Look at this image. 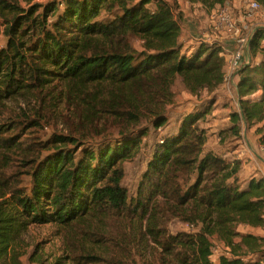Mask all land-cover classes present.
Returning a JSON list of instances; mask_svg holds the SVG:
<instances>
[{
    "label": "trees",
    "instance_id": "trees-1",
    "mask_svg": "<svg viewBox=\"0 0 264 264\" xmlns=\"http://www.w3.org/2000/svg\"><path fill=\"white\" fill-rule=\"evenodd\" d=\"M181 33L168 0H0V264H264V235L244 230L264 229V175L244 181L240 159L206 148L223 49ZM263 40L260 27L228 128L256 127L262 147ZM178 77L209 97L171 109ZM144 148L131 191L126 164ZM45 225L56 230L30 252ZM214 238L230 248L218 262Z\"/></svg>",
    "mask_w": 264,
    "mask_h": 264
},
{
    "label": "crops",
    "instance_id": "crops-1",
    "mask_svg": "<svg viewBox=\"0 0 264 264\" xmlns=\"http://www.w3.org/2000/svg\"><path fill=\"white\" fill-rule=\"evenodd\" d=\"M168 1L170 2L171 0ZM175 1L177 0H174V2ZM178 1L182 4L180 10L184 11V16L187 18L185 22L182 23V42H190L191 45L199 44L196 42L200 35L198 32L202 31L205 25L209 24L208 16H204L203 11L198 9V6L202 5V3L191 2L189 0ZM193 5L195 7H193ZM262 57L263 55H259L257 59L260 60ZM249 60L250 56L248 57L247 55L245 61L249 62ZM239 70L240 69H237L231 72L226 68L225 80L218 89V104L213 108L211 114H209L207 118L209 120L205 122L206 127L211 128L212 135L213 133L220 131L221 126L226 125L228 129L233 123L232 113L234 111L241 112L238 90ZM259 95L260 93H257L253 96ZM225 133L224 138H217V134H214L215 139L214 141L211 140V142H209V148L220 154L240 159V177L244 181L252 176L264 175V147L259 144L256 127L248 128L247 125L244 124L242 137L243 143L235 146V152L228 151L227 143L231 140L230 138L235 139L236 137L229 132V130ZM210 136L211 135L208 132V137L210 138ZM244 230H250L255 234L264 235V229L260 227L246 226ZM214 260L216 262L219 261V259Z\"/></svg>",
    "mask_w": 264,
    "mask_h": 264
},
{
    "label": "rangeland",
    "instance_id": "rangeland-1",
    "mask_svg": "<svg viewBox=\"0 0 264 264\" xmlns=\"http://www.w3.org/2000/svg\"><path fill=\"white\" fill-rule=\"evenodd\" d=\"M49 0H35V2H38L40 4H45ZM247 0H228L226 3L230 4L232 9L235 12V15L239 19L243 6L245 5V2ZM200 3V2H198ZM171 9L176 13L178 17H180V22L181 24L185 22L187 19L184 16V11L180 10V7H182V4L179 3V1L171 0L169 2ZM225 4V3H224ZM222 4V5H224ZM222 5H217L215 7L211 6H205L204 4L199 5L198 9L202 10L204 13V16H208L209 24L208 27L205 25L204 29L200 32H198L200 35L198 36L199 39L196 41L197 43L205 42V39L207 38L208 35H213L216 36V38L220 41H217V44L222 42L225 46H234L235 45V38L233 37V34L228 32L224 33L218 29L215 28V23H214V18L216 17V14L221 10ZM193 7H195L193 5ZM181 13V14H180ZM240 26H242V21L239 19ZM247 27H244L242 30V34L245 36H248L250 39L253 36V34L256 32V30L260 27L264 28V14L261 12L260 15L255 18L254 20L247 21ZM180 41L182 42V39L180 37ZM7 42V38L4 36V34H0V46L5 45ZM184 43V42H182ZM264 43V40H263ZM187 46L191 45L190 42H185ZM132 45L139 51L144 50L143 47V41L139 39L138 37L132 38ZM219 45V44H218ZM247 58V56H246ZM174 90L176 92V100L170 104V108L174 109L179 112H185V107L190 106L191 110L197 105L200 104L203 100L207 99L209 97V93L202 92L199 96H193L189 91H187L184 83L182 82V79L178 77V79L175 81L174 84ZM218 104V101L216 100L214 107ZM211 114V113H210ZM209 116V114H208ZM208 116L204 121H202V127H204L207 130V143H206V148L209 149V142L214 141L215 135L217 134V138H224L225 132L228 130L226 125L220 127V131H217L216 133L211 134V128H207L205 122L209 119ZM226 127V128H224ZM64 127L62 128V130ZM60 131V129H57ZM45 131L47 135H50L54 133V128L52 126L46 127ZM208 132L211 135L210 138L208 137ZM212 138V139H211ZM231 139V140H230ZM229 142L227 143V146L232 142V138H230ZM208 146V147H207ZM145 152H147V148H144L138 155L137 157L132 160L127 162L126 167H127V177L125 180V183L127 187L131 190L134 191L135 185L138 181V178L140 177V174L144 168V157H145ZM188 224H184L179 221H174L172 223V229L173 231L177 232L182 229H189ZM32 231L27 235V242L30 247V252L33 250L35 244L39 241L43 242L44 240L49 239L52 236V230H56L53 226L50 225H45V226H38V227H33L31 229ZM146 249V248H145ZM144 249V252H145ZM216 248L213 249V254L212 258L217 259L221 256L222 251L218 250L215 251ZM23 264H32L29 260L28 257H25L23 260Z\"/></svg>",
    "mask_w": 264,
    "mask_h": 264
},
{
    "label": "built area",
    "instance_id": "built-area-1",
    "mask_svg": "<svg viewBox=\"0 0 264 264\" xmlns=\"http://www.w3.org/2000/svg\"><path fill=\"white\" fill-rule=\"evenodd\" d=\"M261 12L264 14V6L259 1L247 0L243 6L242 14L239 18L243 22L242 26H240L239 19L228 3L222 5L221 10L216 14V17L214 18L215 28L224 33H232L236 42L234 46H225L222 42L218 43L223 49V55L226 58L227 70L233 72L234 70L240 69L241 65L245 61L246 56L248 55L250 38L243 35L242 30L244 27L248 26L246 23L247 21L254 20L260 15ZM217 41L220 40H218L216 36L213 35H208L205 39V42L211 44H217ZM185 110L190 111V106H186ZM242 143V138L236 137L233 139V142L227 146V149L228 151L235 152V146L241 145ZM213 242V249L216 248L215 251L221 250V255H230V248L225 246L224 243L219 241L217 238H214Z\"/></svg>",
    "mask_w": 264,
    "mask_h": 264
},
{
    "label": "water",
    "instance_id": "water-1",
    "mask_svg": "<svg viewBox=\"0 0 264 264\" xmlns=\"http://www.w3.org/2000/svg\"><path fill=\"white\" fill-rule=\"evenodd\" d=\"M243 120H244L245 123H247V119H246V117L244 115H243Z\"/></svg>",
    "mask_w": 264,
    "mask_h": 264
}]
</instances>
